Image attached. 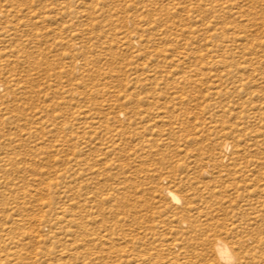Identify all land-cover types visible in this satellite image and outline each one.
I'll return each instance as SVG.
<instances>
[{"label": "rangeland", "instance_id": "1", "mask_svg": "<svg viewBox=\"0 0 264 264\" xmlns=\"http://www.w3.org/2000/svg\"><path fill=\"white\" fill-rule=\"evenodd\" d=\"M0 264H264V0H0Z\"/></svg>", "mask_w": 264, "mask_h": 264}, {"label": "bare ground", "instance_id": "2", "mask_svg": "<svg viewBox=\"0 0 264 264\" xmlns=\"http://www.w3.org/2000/svg\"><path fill=\"white\" fill-rule=\"evenodd\" d=\"M169 194L175 203L180 202V198L176 194H174L173 192H169ZM217 255L220 259L225 261H229L233 258V255L228 245L222 243L221 241L217 244Z\"/></svg>", "mask_w": 264, "mask_h": 264}]
</instances>
